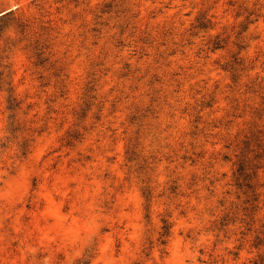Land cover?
<instances>
[{"label": "clouds", "instance_id": "clouds-1", "mask_svg": "<svg viewBox=\"0 0 264 264\" xmlns=\"http://www.w3.org/2000/svg\"><path fill=\"white\" fill-rule=\"evenodd\" d=\"M207 4L213 5L210 12V16L215 17L212 30L186 38L182 33L188 23ZM96 5L97 0H80L78 7H73L70 0L55 3L54 0H27L28 12L38 25L72 13H94ZM145 7L149 11L155 9L154 14L163 21L175 24V34L156 39L151 55L141 62L140 76L155 73L161 78L153 93L156 103L148 106L136 126L113 125L114 131L103 141L87 146L91 151L77 148L70 152L68 159L72 167L64 170L62 178L60 173L32 158L23 161L27 171L24 176L16 155L9 152L0 156V264H82L84 260L88 264H131L133 260H138L139 264H264V245L253 247V234L246 233L239 221L223 229L215 224L217 214L209 200L224 198L233 204L240 203L236 199L239 193L233 187L230 165L211 161L212 167L208 168L209 161L205 159L196 168H185L181 173L184 186L171 197H158L159 188L134 202L114 195L135 186V169L140 161L132 159L129 162L124 150H128L129 155L132 151L141 152V155L153 153L158 159L168 158L174 162L179 161L181 155L190 156L202 150L210 154L224 151V141L216 139L211 128L205 130L204 122L199 129L194 123L189 125V131V128L169 126L171 121L163 116L171 111L173 101L183 106L189 95L192 99L188 103L199 101L195 90L200 89L203 94L216 82L221 85L219 95L224 98L225 105L235 104L244 109L257 102L256 97L245 91L251 78L248 74L236 87L227 75L219 73L216 62L225 63L236 51L234 45L243 41L251 46V50L246 48L242 53L246 62L250 63L257 51L264 52V0H149ZM56 8H60L58 14ZM185 12L191 15L186 18ZM246 17L256 22L247 33L238 36L240 26L247 23ZM179 21H184L183 28ZM216 35L228 38L223 51H214L209 44ZM257 36L259 40L255 39ZM186 39H191L192 43L187 44ZM25 42L8 33L0 37V50L6 48L8 51L3 54L14 59L16 50ZM173 49L186 53L176 64H172L168 56ZM181 62L195 63L202 71L196 72L193 80ZM212 74L216 81L211 79ZM186 83L192 86V93L184 91ZM259 95L264 97V92ZM137 141L140 148L134 147ZM207 144L218 147L209 149ZM85 156L92 159L85 161ZM166 167L171 171L170 166ZM69 172L75 177L74 181L68 177ZM166 175L161 171L155 183H162L161 178ZM33 177L36 180L34 188L30 183ZM69 183L73 186L69 187ZM52 198L56 199L57 211L64 209L60 217L40 213L44 201L51 205ZM26 204L31 206L30 210H24ZM21 216L25 218L23 222ZM74 217L76 227L69 236L67 230L74 223ZM162 219L167 227L161 224ZM93 240L95 248L89 255H82ZM58 253L63 259L57 258Z\"/></svg>", "mask_w": 264, "mask_h": 264}, {"label": "rangeland", "instance_id": "rangeland-1", "mask_svg": "<svg viewBox=\"0 0 264 264\" xmlns=\"http://www.w3.org/2000/svg\"><path fill=\"white\" fill-rule=\"evenodd\" d=\"M70 2L78 7L80 0ZM148 4L149 0H97L94 13H72L38 25L28 12L27 0H0V37L10 33L26 40L23 47L16 50L14 59L3 54L8 51L6 48L0 50V156L9 152L16 155L24 176L27 171L23 161L32 158L60 173L62 178L64 170L72 167L68 159L70 152L77 148L91 151L87 146L103 141L114 131L113 125L123 123L134 127L143 119L148 106L156 103L153 93L161 78L155 73L140 76L141 62L151 55L156 39L175 34V24L163 21L154 14L155 9L149 11L145 7ZM212 7L207 4L198 11L182 35L194 38L200 32L212 30L215 19L210 16ZM59 12L60 8H56L55 13ZM190 15L184 13L186 18ZM245 19L247 23L240 26L238 36L247 33L256 22ZM178 23L184 27V21ZM227 42V37L221 39L216 35L209 44L214 51L220 52ZM186 43L190 45L192 40L186 39ZM160 46L163 47V43ZM234 47L233 55L223 64L216 62V67L236 87L248 74L251 78L245 91L256 97L254 105L244 109L235 104L225 105L224 98L219 95L221 85L216 82L203 94L200 89L195 90L199 101L188 103L191 95L183 101V106L173 101L171 111L163 116L171 121L169 126L180 128H189L194 123L199 129L204 122L205 130L211 128L215 138L224 141V151L210 154L202 150L190 156L181 155L179 161L174 162L168 158L158 159L153 153L141 155V152L132 151L129 155V151L124 150L129 162L132 159L140 161L135 169V186L114 195L134 202L159 188L158 197H171L184 186L181 173L185 168H196L205 159L209 161L208 168L212 167L211 161L230 165L233 187L239 193L236 199L240 203L233 204L224 198L209 200L216 210L215 224L223 229L239 221L246 233L253 234L252 246L259 247L264 245V97L259 95L264 92V52L257 51L249 63L242 56L246 48L251 50L248 42ZM185 55L181 49L168 53L172 64ZM181 66L193 80L195 73L202 71L195 63L181 62ZM211 79L216 81V76L212 74ZM184 91L192 93V86L186 83ZM134 147L140 148L138 141ZM207 147L218 145L207 144ZM83 158L85 161L92 159L91 156ZM166 166H170L171 171ZM161 171L167 175L161 178L162 183H155ZM68 177L75 180L71 172ZM30 183L33 188L36 186L35 177ZM72 186L69 183V187ZM55 203V198L51 205L45 200L41 215L60 217L64 209L57 211ZM30 208L24 205L25 211ZM24 219L20 217L21 222ZM73 220L67 230L69 236L76 227L75 217ZM161 224L167 227L163 219ZM94 248L93 240L82 255H89ZM57 258L63 259V256L58 253ZM131 264H139V261L133 260Z\"/></svg>", "mask_w": 264, "mask_h": 264}]
</instances>
